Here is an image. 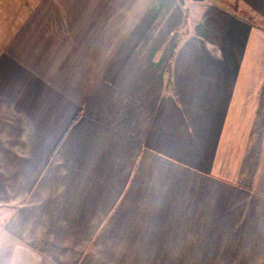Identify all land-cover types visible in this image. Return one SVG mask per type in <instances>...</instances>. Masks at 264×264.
Returning <instances> with one entry per match:
<instances>
[{
    "label": "crops",
    "instance_id": "0c3cea01",
    "mask_svg": "<svg viewBox=\"0 0 264 264\" xmlns=\"http://www.w3.org/2000/svg\"><path fill=\"white\" fill-rule=\"evenodd\" d=\"M6 239L9 264H264V0H0Z\"/></svg>",
    "mask_w": 264,
    "mask_h": 264
},
{
    "label": "rangeland",
    "instance_id": "374dc122",
    "mask_svg": "<svg viewBox=\"0 0 264 264\" xmlns=\"http://www.w3.org/2000/svg\"><path fill=\"white\" fill-rule=\"evenodd\" d=\"M19 202L16 201V205L18 204ZM11 242L9 240L6 239V242H5V245L6 247L2 250H0V264L1 262H3V264H9V256H10V253H11V249H9V247H7ZM2 252V253H1Z\"/></svg>",
    "mask_w": 264,
    "mask_h": 264
},
{
    "label": "water",
    "instance_id": "95a60500",
    "mask_svg": "<svg viewBox=\"0 0 264 264\" xmlns=\"http://www.w3.org/2000/svg\"><path fill=\"white\" fill-rule=\"evenodd\" d=\"M185 1H201V0H179L181 4H183Z\"/></svg>",
    "mask_w": 264,
    "mask_h": 264
}]
</instances>
